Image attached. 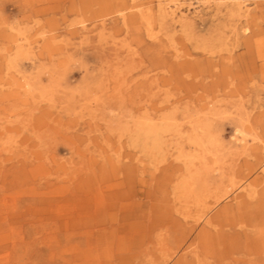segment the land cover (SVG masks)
Returning a JSON list of instances; mask_svg holds the SVG:
<instances>
[{"label": "rangeland", "instance_id": "obj_1", "mask_svg": "<svg viewBox=\"0 0 264 264\" xmlns=\"http://www.w3.org/2000/svg\"><path fill=\"white\" fill-rule=\"evenodd\" d=\"M171 1L0 0V264H264L198 238L264 200V0Z\"/></svg>", "mask_w": 264, "mask_h": 264}, {"label": "bare ground", "instance_id": "obj_2", "mask_svg": "<svg viewBox=\"0 0 264 264\" xmlns=\"http://www.w3.org/2000/svg\"><path fill=\"white\" fill-rule=\"evenodd\" d=\"M134 1V0H132ZM162 4V5H161ZM141 7V4H136L133 2L132 6H130L129 10L138 9ZM160 8L161 13L167 14L169 13L170 16H175L177 11H179V4L176 0L171 1L170 3L163 4L160 2ZM242 8L239 4L236 5V8H234V14L240 16ZM120 17L122 20V23L124 26L127 25L128 16H133V20H140L141 22H145V15L142 11H140L138 14L131 13L127 17L124 14H121ZM180 19H183L180 17ZM147 22V21H146ZM178 69H189L192 66L188 62H182L177 64ZM228 70V68H226ZM229 71V70H228ZM192 86V84H188L187 87ZM146 134L148 135L151 131L145 130ZM248 133H244L240 129H237L234 136L232 137V143L235 145V147L245 150L247 149L248 144L255 139L248 140ZM195 144L202 145L203 143L199 140L194 141ZM264 147V146H263ZM264 153V151H263ZM261 169L264 174V161L261 165ZM253 185L249 184L247 186V194L245 195V198H249L250 200L255 199V194L258 192H255L254 188H252ZM244 195H238L234 196L232 198V201L235 202V204L232 206L231 204L227 206H223L219 209H214V211H210L207 213L204 217V224L209 227V229L202 228L198 233V238L200 243H202L204 250H213L217 251L215 253H218V255H225V253L229 254L232 251L235 250L236 247L241 245L242 247L245 246V248L249 249L255 254L259 253V246L264 247V207L262 206L261 201H264L263 199H259L256 206H249L250 203L246 202V200L242 199ZM258 206V207H257ZM200 218H198L199 220ZM231 229L234 227H237L239 229L244 228H251L254 230L255 236H250L249 234H246V232H236L231 235H229L225 229ZM213 229L214 231H211ZM193 229H190V232ZM68 231L65 230V233ZM229 248V249H228ZM226 249V251H225ZM225 251V253H224ZM179 260L175 261L174 264H179Z\"/></svg>", "mask_w": 264, "mask_h": 264}, {"label": "clouds", "instance_id": "obj_3", "mask_svg": "<svg viewBox=\"0 0 264 264\" xmlns=\"http://www.w3.org/2000/svg\"><path fill=\"white\" fill-rule=\"evenodd\" d=\"M21 64L23 63V61L20 62Z\"/></svg>", "mask_w": 264, "mask_h": 264}]
</instances>
